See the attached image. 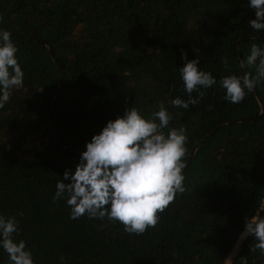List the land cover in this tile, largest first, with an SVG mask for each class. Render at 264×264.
Listing matches in <instances>:
<instances>
[{"label": "trees", "instance_id": "trees-1", "mask_svg": "<svg viewBox=\"0 0 264 264\" xmlns=\"http://www.w3.org/2000/svg\"><path fill=\"white\" fill-rule=\"evenodd\" d=\"M251 18L246 0H0L25 73L0 109V214L16 216L35 264H264L253 238H238L246 217L264 216V82L239 104L217 87L186 110L170 104L187 98L181 51L217 79L229 74L222 57L242 74L241 55L264 43ZM159 101L186 129L185 192L140 235L69 219L52 197L85 141Z\"/></svg>", "mask_w": 264, "mask_h": 264}, {"label": "clouds", "instance_id": "clouds-1", "mask_svg": "<svg viewBox=\"0 0 264 264\" xmlns=\"http://www.w3.org/2000/svg\"><path fill=\"white\" fill-rule=\"evenodd\" d=\"M254 13L248 28L264 35V0H246ZM18 48L9 30L0 28V109L13 93L24 86V70ZM178 66L179 79L187 98L170 100L173 108L188 109L196 105L206 90H223V99L239 104L264 82V43H252L246 55L239 59L242 74L232 72L227 57L221 58L229 73L217 79L199 67L197 57L187 58ZM254 68V73L248 71ZM196 93L193 96V93ZM172 113L159 101L155 109L145 114L135 105L122 114L107 119L99 131L84 143L73 168H66L55 184L53 201L63 200L69 219L86 216L89 220L105 219L122 224L129 234L140 235L154 227L162 213L185 192L187 134L183 125H171ZM20 232L16 216L0 214V250L7 254L8 264H35L26 241L15 237ZM253 238V251L264 255V216L246 217L239 239Z\"/></svg>", "mask_w": 264, "mask_h": 264}, {"label": "water", "instance_id": "water-1", "mask_svg": "<svg viewBox=\"0 0 264 264\" xmlns=\"http://www.w3.org/2000/svg\"><path fill=\"white\" fill-rule=\"evenodd\" d=\"M196 149H197V146H196V147L193 149V151H192L191 159H192V157L194 156Z\"/></svg>", "mask_w": 264, "mask_h": 264}, {"label": "rangeland", "instance_id": "rangeland-1", "mask_svg": "<svg viewBox=\"0 0 264 264\" xmlns=\"http://www.w3.org/2000/svg\"><path fill=\"white\" fill-rule=\"evenodd\" d=\"M233 255V254H232ZM232 255L229 257V259L225 262V264H229L230 263V259L232 257Z\"/></svg>", "mask_w": 264, "mask_h": 264}]
</instances>
